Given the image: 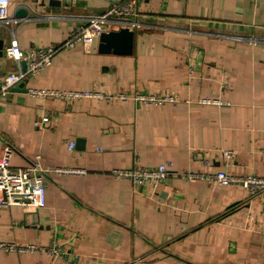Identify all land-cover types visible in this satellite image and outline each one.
I'll return each instance as SVG.
<instances>
[{
  "label": "crops",
  "instance_id": "obj_1",
  "mask_svg": "<svg viewBox=\"0 0 264 264\" xmlns=\"http://www.w3.org/2000/svg\"><path fill=\"white\" fill-rule=\"evenodd\" d=\"M119 1L9 0L17 22L0 24V49L13 38L24 50L62 44ZM138 9L143 26L132 31L130 55L99 53L98 39L77 44L0 101V147L14 150L12 167L40 156L45 169L85 171L48 174L43 209H0V239L47 245L54 238L81 264H264V194L179 178L134 188L109 176L161 163L207 172L197 155L212 160V171L264 176V47L247 41L264 38V0H139ZM1 68L17 69L9 60ZM28 88L149 92L179 102H64L30 98ZM218 150L233 152L229 165L216 160ZM0 264L64 263L0 252Z\"/></svg>",
  "mask_w": 264,
  "mask_h": 264
},
{
  "label": "built area",
  "instance_id": "obj_2",
  "mask_svg": "<svg viewBox=\"0 0 264 264\" xmlns=\"http://www.w3.org/2000/svg\"><path fill=\"white\" fill-rule=\"evenodd\" d=\"M9 7V0H0V24L9 25L17 22L10 16ZM138 8L139 0H121L113 3L101 15L86 18L85 23L72 30L67 39L59 45L24 50L13 38L9 45L0 49V101L5 99L12 89L23 85L28 79L45 71L58 52L72 49L77 44L90 45L102 34L110 31H118L122 28L133 31L141 28L143 24L139 21ZM247 41L252 45L264 47V38H253ZM2 60L15 63L17 69L13 72L4 73L1 68ZM22 63H24V69H22ZM189 74H192L191 70H189ZM26 94L30 98L55 99L64 102H80L87 99L118 103L132 101L134 104L145 108L162 107L168 103L176 104L179 102L173 95L149 92L112 95L96 91L28 88ZM201 103L209 104L212 102L204 100ZM48 121L47 117H41L36 126L41 128ZM74 146V142H70L67 146L68 151H72ZM13 153L14 150L10 146L0 147V209L11 206L43 209L46 204L44 178L48 174H85V171L79 169H45L41 166L40 156H36L25 167L14 168L11 166ZM201 158H198V155L195 156V160H200L201 164L208 169L205 173L192 171L177 173L172 170L170 163H161L156 167L146 169H112L109 176L114 180L129 181L134 188L149 187L156 190L167 179L179 178L185 182L199 180L206 181L210 185L241 188L247 192L249 197L259 198L264 194V176L255 174L234 175L222 170L212 171V160ZM215 158L227 166L233 158V152L218 150L215 151ZM0 252L6 255L45 254L53 259L61 260L64 264H81L77 253L67 250L64 244L58 243L54 238L47 245H22L0 239Z\"/></svg>",
  "mask_w": 264,
  "mask_h": 264
},
{
  "label": "water",
  "instance_id": "obj_3",
  "mask_svg": "<svg viewBox=\"0 0 264 264\" xmlns=\"http://www.w3.org/2000/svg\"><path fill=\"white\" fill-rule=\"evenodd\" d=\"M98 41L99 53L130 55L133 45V32L126 28L119 29L118 31H110L108 33L102 34ZM21 66L22 69H24V63H22Z\"/></svg>",
  "mask_w": 264,
  "mask_h": 264
}]
</instances>
